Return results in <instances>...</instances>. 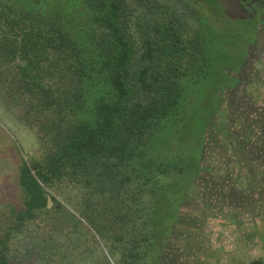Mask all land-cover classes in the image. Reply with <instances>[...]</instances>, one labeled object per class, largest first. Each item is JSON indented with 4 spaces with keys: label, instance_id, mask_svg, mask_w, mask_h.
Segmentation results:
<instances>
[{
    "label": "trees",
    "instance_id": "16d2710c",
    "mask_svg": "<svg viewBox=\"0 0 264 264\" xmlns=\"http://www.w3.org/2000/svg\"><path fill=\"white\" fill-rule=\"evenodd\" d=\"M206 2L212 17L196 0H0V93L5 70L8 99L42 124L45 151L20 159L21 209L0 216V264H113L110 234L124 249L116 264H161L155 246L204 170L205 141L180 136L189 99L217 52L251 44L247 23ZM56 185H84L104 202L90 197L76 215L58 208ZM145 188L163 199L149 215L136 196Z\"/></svg>",
    "mask_w": 264,
    "mask_h": 264
},
{
    "label": "rangeland",
    "instance_id": "374dc122",
    "mask_svg": "<svg viewBox=\"0 0 264 264\" xmlns=\"http://www.w3.org/2000/svg\"><path fill=\"white\" fill-rule=\"evenodd\" d=\"M181 5L184 4L174 3L180 14L187 16L189 11ZM196 5L212 17L213 8L206 0H196ZM216 9L220 11V7ZM225 26L247 33L241 24L226 22ZM246 39L251 41L246 51L225 47L217 52L207 78L189 99L180 136L181 140L205 141L204 170L195 181L194 195L178 211L171 237L155 246L161 264H264V33L258 31L255 36L251 32ZM241 63L243 68L236 72ZM3 72L0 216L21 209L22 195L17 186L20 159L31 162L45 155L42 124L27 123L25 108L8 99L13 78ZM207 182L214 185L211 191L206 189ZM206 193L211 195L209 218L205 214ZM219 194H224L225 199H220ZM52 195L58 208L64 206L73 213L82 210L90 197L104 202L101 194L92 197L91 189L84 185H56ZM136 196L141 198L145 215L151 213L154 202L163 201L150 188L136 190ZM229 204L230 209L222 208ZM7 220L0 218V224ZM106 240L102 243L116 264L124 257L123 245ZM148 262L145 259L140 264Z\"/></svg>",
    "mask_w": 264,
    "mask_h": 264
},
{
    "label": "flooded vegetation",
    "instance_id": "af4514ba",
    "mask_svg": "<svg viewBox=\"0 0 264 264\" xmlns=\"http://www.w3.org/2000/svg\"><path fill=\"white\" fill-rule=\"evenodd\" d=\"M240 1L247 11V18L244 21H237V22L247 23L250 26V31L253 34H255V36H256V32L258 31L264 33V0H240ZM241 68H243V65L239 67V70L237 72H239Z\"/></svg>",
    "mask_w": 264,
    "mask_h": 264
},
{
    "label": "water",
    "instance_id": "95a60500",
    "mask_svg": "<svg viewBox=\"0 0 264 264\" xmlns=\"http://www.w3.org/2000/svg\"><path fill=\"white\" fill-rule=\"evenodd\" d=\"M221 7L225 9L226 16L233 22L244 21L247 18V11L240 0H218ZM53 206L52 200L49 198L48 207Z\"/></svg>",
    "mask_w": 264,
    "mask_h": 264
},
{
    "label": "crops",
    "instance_id": "0c3cea01",
    "mask_svg": "<svg viewBox=\"0 0 264 264\" xmlns=\"http://www.w3.org/2000/svg\"><path fill=\"white\" fill-rule=\"evenodd\" d=\"M214 216V215H213Z\"/></svg>",
    "mask_w": 264,
    "mask_h": 264
}]
</instances>
